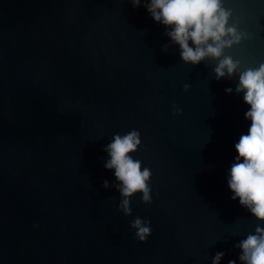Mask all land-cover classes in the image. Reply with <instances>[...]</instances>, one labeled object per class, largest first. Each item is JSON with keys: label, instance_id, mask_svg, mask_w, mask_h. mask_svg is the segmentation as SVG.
I'll use <instances>...</instances> for the list:
<instances>
[{"label": "water", "instance_id": "95a60500", "mask_svg": "<svg viewBox=\"0 0 264 264\" xmlns=\"http://www.w3.org/2000/svg\"><path fill=\"white\" fill-rule=\"evenodd\" d=\"M146 2L0 0V264H241L264 228L228 188L251 124L238 79L186 65ZM225 6L245 33L232 54L264 62V0ZM132 129L152 203L126 217L104 149Z\"/></svg>", "mask_w": 264, "mask_h": 264}, {"label": "clouds", "instance_id": "9594fccd", "mask_svg": "<svg viewBox=\"0 0 264 264\" xmlns=\"http://www.w3.org/2000/svg\"><path fill=\"white\" fill-rule=\"evenodd\" d=\"M134 8L142 0H129ZM226 0H147L146 10L152 19L162 24L166 35L180 50L181 60L186 65L196 66L203 61L215 63L217 80L236 77L237 94H243V101L249 107L245 119L251 122L247 134H242L235 144L237 156L230 167L228 188L231 199L239 200L257 221L264 222V62L257 66H245L232 50L245 38L240 30V21L234 18L232 9L225 6ZM189 85L184 86L188 91ZM231 94L232 89H225ZM173 114H180L174 107ZM141 145L140 133L132 129L125 134L113 135L105 147L109 159L105 169L114 170L117 190L121 196L119 211L131 216V198L137 194L145 205L152 203L149 181L152 172L134 159ZM103 188L108 189L107 180ZM131 228L140 242L151 235L150 221L136 217ZM241 264H264V228L257 226L236 246ZM224 253L218 252L213 264H219ZM229 264H236L230 260Z\"/></svg>", "mask_w": 264, "mask_h": 264}]
</instances>
